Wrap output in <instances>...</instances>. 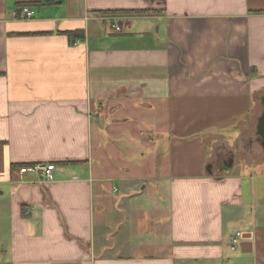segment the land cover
<instances>
[{"label":"crops","instance_id":"0c3cea01","mask_svg":"<svg viewBox=\"0 0 264 264\" xmlns=\"http://www.w3.org/2000/svg\"><path fill=\"white\" fill-rule=\"evenodd\" d=\"M263 113L264 0H0V264H264Z\"/></svg>","mask_w":264,"mask_h":264},{"label":"built area","instance_id":"2783aa9c","mask_svg":"<svg viewBox=\"0 0 264 264\" xmlns=\"http://www.w3.org/2000/svg\"><path fill=\"white\" fill-rule=\"evenodd\" d=\"M22 20H33L35 18V11L31 7H25L21 13ZM112 30L119 33L121 32V27L119 24L115 23L112 25ZM20 173L24 176H30L31 178L48 182L53 178V166L49 164H37L33 166H24L20 168ZM242 233H237L235 236L231 237V249L235 250L239 246Z\"/></svg>","mask_w":264,"mask_h":264},{"label":"trees","instance_id":"16d2710c","mask_svg":"<svg viewBox=\"0 0 264 264\" xmlns=\"http://www.w3.org/2000/svg\"><path fill=\"white\" fill-rule=\"evenodd\" d=\"M48 3H50V2H48ZM25 7H30L29 5H25V6H23V8L20 10V13H21V11L25 8ZM32 8V7H31ZM67 36H68V38L70 39V41L72 42V43H75L78 39H82L83 38V36H84V32H80V31H78V32H71V33H69V34H67ZM33 165H37V164H33ZM33 165H30V166H33Z\"/></svg>","mask_w":264,"mask_h":264},{"label":"water","instance_id":"95a60500","mask_svg":"<svg viewBox=\"0 0 264 264\" xmlns=\"http://www.w3.org/2000/svg\"><path fill=\"white\" fill-rule=\"evenodd\" d=\"M258 136L262 139L261 145H262L263 151H264V113L262 114V116L259 119ZM230 164H232V160L230 161Z\"/></svg>","mask_w":264,"mask_h":264},{"label":"rangeland","instance_id":"374dc122","mask_svg":"<svg viewBox=\"0 0 264 264\" xmlns=\"http://www.w3.org/2000/svg\"><path fill=\"white\" fill-rule=\"evenodd\" d=\"M261 141H262V139L259 137V145H260V157H259V159H262L263 157H264V151H263V147H262V145H261Z\"/></svg>","mask_w":264,"mask_h":264},{"label":"bare ground","instance_id":"6f19581e","mask_svg":"<svg viewBox=\"0 0 264 264\" xmlns=\"http://www.w3.org/2000/svg\"><path fill=\"white\" fill-rule=\"evenodd\" d=\"M26 167V166H25Z\"/></svg>","mask_w":264,"mask_h":264}]
</instances>
